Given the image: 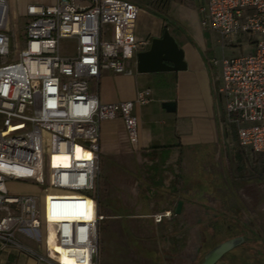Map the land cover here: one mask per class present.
Segmentation results:
<instances>
[{
	"label": "built area",
	"instance_id": "1",
	"mask_svg": "<svg viewBox=\"0 0 264 264\" xmlns=\"http://www.w3.org/2000/svg\"><path fill=\"white\" fill-rule=\"evenodd\" d=\"M9 12L8 1L0 0V243L39 263L64 264L66 256L74 264H97L104 220L96 201L100 126L121 117L135 145L133 109L149 99L139 92L133 101L106 104L91 89L102 72L131 74L129 62L147 44L135 39L138 6L132 0L29 4L24 46L14 44L12 53ZM199 14L200 26L222 43L246 35L253 45L249 54L221 59L218 94L238 146L264 154V0H205ZM10 181L43 187L42 221L35 196L10 194Z\"/></svg>",
	"mask_w": 264,
	"mask_h": 264
},
{
	"label": "crops",
	"instance_id": "2",
	"mask_svg": "<svg viewBox=\"0 0 264 264\" xmlns=\"http://www.w3.org/2000/svg\"><path fill=\"white\" fill-rule=\"evenodd\" d=\"M132 1L138 6L139 0ZM192 1L195 5L188 17L192 35L178 30L180 40L171 33L184 51L185 71L139 74L134 58L128 64L130 75H113L123 77L120 84L131 90L129 95L107 102L96 93L106 104L133 101L139 92H147L149 99L133 109L139 132L135 145L129 143L121 117L100 126L99 174L103 178L98 176L97 185L105 207L98 203V212L104 216L99 224L98 264H123L126 259L136 264L139 249L141 259L151 264H193L205 243L217 240L223 231L228 235L230 229L236 230L229 223V218H237L229 212V153L239 156L248 151L238 146L235 127L225 118L218 94L220 62L223 57L251 53L253 45L246 35L233 44L222 43L218 34L200 26L199 8L205 0ZM140 14L135 33L147 41L165 22L157 19L154 23L152 14ZM109 75L102 72L100 80ZM167 101L176 103L174 113L162 109L161 103ZM141 185L153 187L161 197L146 201ZM180 201L181 212L176 214ZM165 212L172 215L159 223L153 221ZM139 225L146 226L149 240L136 234ZM23 244L44 251L41 244ZM67 259L63 256L62 263L68 264ZM0 264L44 263L0 243Z\"/></svg>",
	"mask_w": 264,
	"mask_h": 264
},
{
	"label": "rangeland",
	"instance_id": "3",
	"mask_svg": "<svg viewBox=\"0 0 264 264\" xmlns=\"http://www.w3.org/2000/svg\"><path fill=\"white\" fill-rule=\"evenodd\" d=\"M9 3L10 14H9V35H10V51L13 52L14 44L18 49H22L24 46V25H25V13L27 6L29 4H42L50 5L54 4L56 0H7ZM194 1L192 0H139L138 12L149 13L155 18V21L165 22L162 27L158 28L154 35H151L147 39V46L150 45L152 38H160L162 36L163 30L167 28L170 33H173L180 40L182 39L178 30L181 31L185 36L189 37L192 35V26L189 23L190 9L194 6ZM183 7H186L184 9ZM140 22V21H139ZM136 28V25H135ZM210 31V30H208ZM153 36V37H152ZM156 36V37H154ZM136 41H143L144 39H139L137 37V32L135 33ZM177 42V41H176ZM138 74H134L137 77ZM123 77H113L109 75L108 78H102L100 80L99 86H93L95 93L100 95L102 100L107 102L120 101L123 99L124 94L129 95L131 90L120 84ZM130 82V79H128ZM173 85L169 89H173ZM143 90V89H140ZM156 103L158 98L155 97ZM233 132V131H232ZM233 134H235L233 132ZM236 156L232 151L229 153V183H231V190L229 189V212L237 216L233 221L229 218V223L236 226V230L233 229L235 234L242 233L243 223H252L254 228L261 234L264 235V154H255L250 151L240 152ZM142 165L146 167V163L142 162ZM48 161L47 157L44 155V169L45 174H47ZM100 179L103 175H98ZM22 185V184H21ZM17 186V183L12 181L6 182V188L10 194L19 195H33L36 198L37 203V218L43 220V187L33 185L31 187ZM142 191L145 193V200L152 201L154 198H160V194L155 193L153 187H147V185H141ZM100 188L96 187V201L100 206L105 207L104 201L100 196ZM172 215V213L170 214ZM155 219H153L154 221ZM237 222V223H235ZM231 228V227H230ZM136 234L145 239L149 240L148 232L145 225H139L135 227ZM100 239L103 237L102 234L99 235ZM26 244L36 243L29 239H24L20 237ZM227 238V234L223 231L222 235L218 236V239L214 241L212 239L209 243H205L203 252L200 254L198 260L193 264H198L203 256L219 241ZM31 242V243H30ZM39 244V243H36ZM145 245H150L148 242ZM31 247V246H30ZM191 248V247H190ZM246 248H251L252 250L258 251L259 253H264V243L256 242L250 243ZM149 249V248H148ZM245 250V248H243ZM34 250V249H33ZM243 250V251H244ZM36 251V250H34ZM133 251V250H132ZM192 250H190L191 252ZM246 251V250H245ZM187 255L189 250L186 251ZM40 253V252H39ZM75 253V252H74ZM139 257L136 260V264H151L149 261L141 259L139 249ZM247 253V252H246ZM244 254V257L238 256H228L224 258V262L220 264H264V259L257 260L258 258L252 252L250 255ZM255 258V259H254ZM98 264V261H97ZM123 264H134L133 259L123 260Z\"/></svg>",
	"mask_w": 264,
	"mask_h": 264
},
{
	"label": "water",
	"instance_id": "4",
	"mask_svg": "<svg viewBox=\"0 0 264 264\" xmlns=\"http://www.w3.org/2000/svg\"><path fill=\"white\" fill-rule=\"evenodd\" d=\"M187 69L184 51L177 44L169 30L165 28L160 38H152L149 48L136 54V71L139 74L159 72H180ZM167 113L176 111V103H161ZM182 201L177 204L175 213L180 214ZM246 241L243 237H233L211 248L198 264H216L227 253Z\"/></svg>",
	"mask_w": 264,
	"mask_h": 264
},
{
	"label": "trees",
	"instance_id": "5",
	"mask_svg": "<svg viewBox=\"0 0 264 264\" xmlns=\"http://www.w3.org/2000/svg\"><path fill=\"white\" fill-rule=\"evenodd\" d=\"M243 227V231L242 233H237L235 234V232H233V229L229 230V233L227 235V238L219 241V243L226 241L228 239H231L233 237H243L246 239V241L241 244L240 246L236 247L235 249H233L232 251H230L229 253H227L224 257H222L216 264H220L221 262H224V258L226 257H230V256H238V257H244L243 255L246 253L247 255L251 254L252 252L256 255V257L258 258L257 260H262L264 259V253H259L258 251L252 250L251 248H246V246H249L250 243H256V242H263L264 243V235H261L253 226L251 223H245V225L242 226ZM227 232V231H226ZM218 243V244H219ZM217 245V244H216ZM245 248V250L243 249ZM244 250V251H243ZM255 259V258H254Z\"/></svg>",
	"mask_w": 264,
	"mask_h": 264
},
{
	"label": "bare ground",
	"instance_id": "6",
	"mask_svg": "<svg viewBox=\"0 0 264 264\" xmlns=\"http://www.w3.org/2000/svg\"><path fill=\"white\" fill-rule=\"evenodd\" d=\"M78 253H81V252H78ZM67 261L69 262L68 264H74V262L69 259H67Z\"/></svg>",
	"mask_w": 264,
	"mask_h": 264
}]
</instances>
